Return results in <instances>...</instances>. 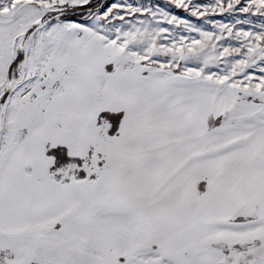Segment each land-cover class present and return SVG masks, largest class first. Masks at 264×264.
Listing matches in <instances>:
<instances>
[{"label":"snow or ice","instance_id":"obj_1","mask_svg":"<svg viewBox=\"0 0 264 264\" xmlns=\"http://www.w3.org/2000/svg\"><path fill=\"white\" fill-rule=\"evenodd\" d=\"M0 264H264V0H0Z\"/></svg>","mask_w":264,"mask_h":264},{"label":"rangeland","instance_id":"obj_2","mask_svg":"<svg viewBox=\"0 0 264 264\" xmlns=\"http://www.w3.org/2000/svg\"><path fill=\"white\" fill-rule=\"evenodd\" d=\"M161 2H163V0H161Z\"/></svg>","mask_w":264,"mask_h":264}]
</instances>
